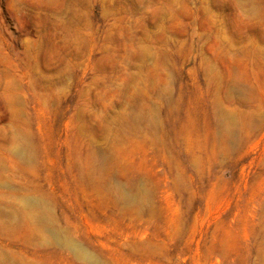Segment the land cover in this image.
<instances>
[{
  "label": "rangeland",
  "instance_id": "rangeland-1",
  "mask_svg": "<svg viewBox=\"0 0 264 264\" xmlns=\"http://www.w3.org/2000/svg\"><path fill=\"white\" fill-rule=\"evenodd\" d=\"M0 264H264V0H0Z\"/></svg>",
  "mask_w": 264,
  "mask_h": 264
}]
</instances>
